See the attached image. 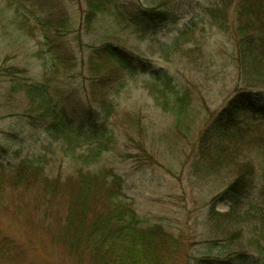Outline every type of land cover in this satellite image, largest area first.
I'll return each instance as SVG.
<instances>
[{"label":"rangeland","instance_id":"1","mask_svg":"<svg viewBox=\"0 0 264 264\" xmlns=\"http://www.w3.org/2000/svg\"><path fill=\"white\" fill-rule=\"evenodd\" d=\"M89 1L0 0V175L10 178L20 161L39 155L55 159L54 175L112 170L124 180L126 200L141 225L159 224L182 244H171L175 254L165 264H194L206 242L225 237L217 227L230 204L214 199L230 177L209 175L206 155H217L212 147L228 142L220 137L221 130L215 131L214 119L237 85L234 31L242 0L231 3L226 20L230 32L215 25L205 10L213 0H109L104 11L88 19ZM167 9L176 10L178 19L155 26H145L134 12ZM48 10L56 17L67 13L71 28L60 35L42 28L39 19L44 20ZM224 12L216 10L214 15ZM191 24L192 37L165 57L160 45L172 44ZM104 38L118 44L117 50L127 57L138 55L152 66L134 63L130 74L107 51L93 55ZM42 49L46 58L40 55ZM51 57L55 63H49ZM47 68L52 71L49 95L57 112L56 119L48 121L31 112L35 105L27 95L29 86L45 84ZM159 68L170 71L179 94L187 95V106L153 92L151 72ZM103 75L109 77L100 86L95 80ZM99 90L116 105L117 115L110 121L116 136L110 149L89 164L77 158L87 150L85 138L77 141V133L63 130L53 141L45 127L51 119L64 125L66 117L73 129L82 126L87 132L86 111L103 112ZM251 118L241 113L238 124L250 131L264 126ZM93 121L101 123L100 116ZM50 144L55 154L49 153ZM72 145L74 154L67 152ZM8 183H0V235L14 243L0 264H91L89 250L80 245L79 250L70 249L62 235L70 201L66 195L45 196L28 190V185L19 189ZM82 233L80 227L76 234Z\"/></svg>","mask_w":264,"mask_h":264},{"label":"trees","instance_id":"2","mask_svg":"<svg viewBox=\"0 0 264 264\" xmlns=\"http://www.w3.org/2000/svg\"><path fill=\"white\" fill-rule=\"evenodd\" d=\"M232 1L235 0H213L211 5L205 7L213 16V20H216L214 24H218L219 28L226 32H230L226 20ZM89 2L92 14L88 13V19L94 17L96 12L104 11L103 9L112 3L109 0ZM214 2L217 4L214 5ZM216 10L225 12L218 17L216 15L220 12L214 15ZM134 12L145 26L175 21L179 17L176 10L169 9ZM67 15L59 12L56 17L53 11L48 10L45 19H39L40 25L60 35L71 28ZM237 17L239 21L234 31L237 38V85L214 119L215 131L221 130L223 133L219 132L220 137H226L228 142H218L214 148L211 146L213 142L211 145L207 144L217 155L211 158L206 155L209 175L216 172L220 178L228 180L230 177L224 182V190L214 199L215 203L224 201L230 204L229 210L222 214L217 227L220 235L225 237L206 242L201 256L194 264H264V126L250 131L238 124L241 113H250L254 123H264V0H242ZM194 32L195 24L189 25L172 44H161L160 51L165 57H170L171 50H177L182 41L191 38ZM102 40L103 43L95 49L93 55L107 51L109 57L130 74L134 72V63L147 68L152 66V63L138 55L127 57V52L117 50L121 48L115 42L105 38ZM44 53L42 49L40 55L46 58ZM52 53L56 54L58 60L57 52ZM52 57L49 63L54 62ZM55 67L56 64H52L51 69L55 70ZM51 73L47 68L45 84L31 85L28 89L23 84L17 85L18 88L27 89V95L35 105L31 112L47 121V118L56 119L57 116L56 106L49 95ZM151 74L150 87L155 94L166 97L176 105L189 104L187 95L179 94L175 79L169 70L153 69ZM108 77L109 75H103L95 82L102 86L107 83ZM100 91L98 105L103 112L92 108L86 111L84 115L89 122L87 132H82V126L73 129L68 125L66 117V121L63 119L64 125L51 119L45 127L52 135L53 141L59 139L63 130L70 134L77 133V141L79 137L85 138L88 143L87 150L77 158L85 163L88 161L89 164L97 161L110 149V144L116 136L113 128H110V121L117 115L116 105L107 94H101ZM96 115L100 116L101 123L93 121ZM75 148L76 146L72 145L69 147L71 150L68 149L67 152L74 154ZM48 150L49 153L55 154L52 144L48 146ZM55 164V159L47 155L27 158L19 162L10 178L6 173L0 175V183L9 182L8 184L12 183L19 189L28 185V190L34 188L45 196L66 195L70 201L62 235L70 249L79 250V245L87 248L91 264H165L166 258L175 254L171 244L174 248L182 246L163 226L154 224L145 228L141 225L142 220L126 200L124 180L112 170L93 173L78 169L54 175ZM35 194L36 192H32V195ZM80 227L83 233L78 235L76 232ZM226 230H229L228 233ZM13 243L10 237L0 235V258L10 255L9 249Z\"/></svg>","mask_w":264,"mask_h":264},{"label":"bare ground","instance_id":"3","mask_svg":"<svg viewBox=\"0 0 264 264\" xmlns=\"http://www.w3.org/2000/svg\"><path fill=\"white\" fill-rule=\"evenodd\" d=\"M219 27V26H218Z\"/></svg>","mask_w":264,"mask_h":264}]
</instances>
